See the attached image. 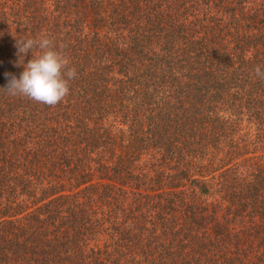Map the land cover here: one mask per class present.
Returning <instances> with one entry per match:
<instances>
[{
	"label": "trees",
	"instance_id": "obj_1",
	"mask_svg": "<svg viewBox=\"0 0 264 264\" xmlns=\"http://www.w3.org/2000/svg\"><path fill=\"white\" fill-rule=\"evenodd\" d=\"M40 37L55 107L3 90ZM257 65L264 0H0V264H264Z\"/></svg>",
	"mask_w": 264,
	"mask_h": 264
},
{
	"label": "clouds",
	"instance_id": "obj_2",
	"mask_svg": "<svg viewBox=\"0 0 264 264\" xmlns=\"http://www.w3.org/2000/svg\"><path fill=\"white\" fill-rule=\"evenodd\" d=\"M18 55L33 58L21 64L24 71L19 78L11 77L3 89L11 96H20L36 103L55 107L70 94L69 82L76 78L77 71L69 67L70 60L63 52V45L57 46L47 37L17 39ZM38 49V50H37ZM255 75L264 79V71L257 65ZM8 75V74H6Z\"/></svg>",
	"mask_w": 264,
	"mask_h": 264
}]
</instances>
